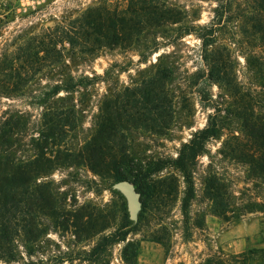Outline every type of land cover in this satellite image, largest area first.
<instances>
[{
    "label": "rangeland",
    "instance_id": "rangeland-1",
    "mask_svg": "<svg viewBox=\"0 0 264 264\" xmlns=\"http://www.w3.org/2000/svg\"><path fill=\"white\" fill-rule=\"evenodd\" d=\"M152 2L164 9L159 17L140 14L123 41L92 43L79 34L83 12L100 4L122 14L129 0H0V58L24 67L26 82L18 94L0 91V127L17 116L10 151L32 167L0 201V264H239V231L229 230L250 218L261 229L249 248H264V180L239 158L244 118L264 121V0ZM68 74L93 79L37 102ZM58 105L74 108L52 141ZM207 126L212 134L201 139ZM97 130L112 158L121 147L147 172L133 219L112 166L91 169L82 155L67 156ZM190 139L202 151L191 160L194 197L184 218L182 174L168 162ZM156 160L165 165L155 170ZM159 178L163 187L152 189ZM248 202L262 210L246 211ZM124 221L122 240L96 247Z\"/></svg>",
    "mask_w": 264,
    "mask_h": 264
},
{
    "label": "trees",
    "instance_id": "trees-1",
    "mask_svg": "<svg viewBox=\"0 0 264 264\" xmlns=\"http://www.w3.org/2000/svg\"><path fill=\"white\" fill-rule=\"evenodd\" d=\"M133 5L131 8L127 5L120 13L113 9L108 8L105 5L97 4L91 8L86 9L81 15L79 32L81 40L97 42L98 39H102L105 42H118L123 41L124 33L128 27H134L138 25L140 19H136V16L140 14H146V18L159 17L164 13V9L152 2V0H129ZM166 11V10H165ZM133 19H136L133 21ZM67 38L70 41L71 36L66 33ZM94 35V36H93ZM42 50V49H41ZM44 50V49H43ZM50 50L55 53L57 50L52 46ZM37 57L38 51H32L30 53ZM38 58V57H37ZM24 67L20 65H14L11 58H7L5 55H1L0 58V91L5 95L18 94L22 87L25 85V81L19 77V69ZM32 70L39 72L41 66L30 67ZM92 77L82 75L73 77L68 74L65 78L48 84L44 89L39 91L34 98L40 104H45L46 101L57 95L59 92L66 94L70 92H76L79 87L88 85L91 83ZM73 105H58V111H53V118L49 120V133L52 136L53 141L57 135V131L67 124V115L73 112ZM57 112V114H56ZM17 122V116L9 115L5 117L0 127V201L6 202L10 200L9 196L13 194L14 190L26 183V179L32 171L31 163L19 160L15 157L11 151V143H9V135L13 126ZM244 136L239 139V158H241L247 165V172L250 175L258 176L264 180V121L260 116L255 114H249L243 120ZM3 128V129H2ZM5 129V130H4ZM57 130V131H56ZM209 126L203 128L200 132L201 139L212 134ZM100 130H97L80 148L76 153L68 152L67 156L73 154V156L82 155L87 165L91 169H102L103 167L112 166L116 172L115 177L117 180L129 179L136 188H144L146 183L144 178L147 177V172L144 171V167L138 162H133L132 158H126L123 154V148L118 147L116 151L121 155L119 159L112 158V150L114 149L107 142L100 139ZM109 132H107L108 136ZM202 141V140H201ZM201 144L190 139L187 143H184L175 158L171 159L168 163L179 169L182 174L184 182V191L181 198V212L186 218L188 207L191 199L194 197V182L191 170V160L195 157L199 151H202ZM187 149V151H186ZM186 151V152H185ZM157 168L162 167L163 161L156 160ZM149 181H152L148 178ZM169 181H173L170 177ZM158 184L161 188L164 185L163 178L157 179L151 186L155 189ZM214 187L210 184V189ZM215 188V187H214ZM8 194V195H7ZM217 197V194L213 195ZM12 198V197H11ZM263 205L260 202H248L245 204L246 211L262 210ZM128 221H124L119 228L111 233L103 235L97 242L96 247L104 248L106 245L118 242L122 240L127 229ZM3 231H7L6 227H3ZM250 260L255 261L256 264H264V248H249L246 251L239 253V264H250Z\"/></svg>",
    "mask_w": 264,
    "mask_h": 264
},
{
    "label": "crops",
    "instance_id": "crops-1",
    "mask_svg": "<svg viewBox=\"0 0 264 264\" xmlns=\"http://www.w3.org/2000/svg\"><path fill=\"white\" fill-rule=\"evenodd\" d=\"M261 229V223L259 220L255 219H248L239 222L236 226L229 230L230 233L238 232L239 231V252L255 245V240L253 236L257 234Z\"/></svg>",
    "mask_w": 264,
    "mask_h": 264
},
{
    "label": "water",
    "instance_id": "water-1",
    "mask_svg": "<svg viewBox=\"0 0 264 264\" xmlns=\"http://www.w3.org/2000/svg\"><path fill=\"white\" fill-rule=\"evenodd\" d=\"M113 187L119 190L126 198L128 215L135 218L140 205L139 192L134 183L129 179H121L113 183Z\"/></svg>",
    "mask_w": 264,
    "mask_h": 264
}]
</instances>
